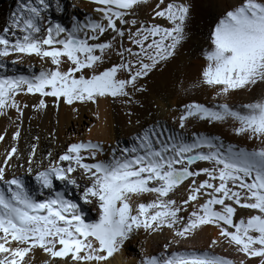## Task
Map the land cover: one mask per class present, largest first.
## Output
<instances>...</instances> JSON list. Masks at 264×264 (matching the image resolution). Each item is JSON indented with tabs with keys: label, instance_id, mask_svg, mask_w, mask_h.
<instances>
[{
	"label": "snow or ice",
	"instance_id": "6c2138e0",
	"mask_svg": "<svg viewBox=\"0 0 264 264\" xmlns=\"http://www.w3.org/2000/svg\"><path fill=\"white\" fill-rule=\"evenodd\" d=\"M90 2L98 17L81 22L74 16L69 27L49 15L52 0H19L0 30V117L16 114L13 143L0 156V264H32L37 251L47 255L45 264H111L141 232L171 238L140 264H264V0H234L209 26L193 87L218 102L183 103L173 110L179 111L177 128L157 119L108 154L102 142L78 139L60 154L40 157L36 136L25 156L19 148L25 109L63 104L79 112L91 105L99 120L102 102L139 105L147 81L189 38L191 0ZM146 7L148 20L140 16ZM56 11H64L59 0ZM26 59L42 67L7 74L9 64ZM258 89L259 98L232 102ZM197 122H230L236 136L257 146L189 134ZM6 136L7 130L0 142ZM20 168L34 177L37 190L16 174ZM70 190L78 199L69 198ZM89 205L98 219L88 220ZM209 226L215 237L197 249L192 242ZM217 247L238 259L218 254Z\"/></svg>",
	"mask_w": 264,
	"mask_h": 264
},
{
	"label": "bare ground",
	"instance_id": "6f19581e",
	"mask_svg": "<svg viewBox=\"0 0 264 264\" xmlns=\"http://www.w3.org/2000/svg\"><path fill=\"white\" fill-rule=\"evenodd\" d=\"M154 2L155 0H153V3ZM191 2L194 5V11L197 10L196 7L199 6L200 0H191ZM233 2L234 0H232L231 3ZM18 3L19 0H0V30L7 26L11 13L15 10ZM59 3L64 11L57 12V0H52V11L49 15L54 22H59L65 26H71L74 16L79 18L81 22L89 17H98V14L93 10L94 5L90 0H59ZM231 3L222 4L219 12L217 11L218 14ZM194 11L188 30V40L180 49L179 55L162 70L157 71L147 81L148 91L137 97L140 101L139 105L129 107L118 102H102L99 108V120L96 118L95 107L91 105L80 107L79 112H73L71 108L63 104L60 105L58 110L50 104L47 110L41 112L33 111L32 108L29 107L25 109L21 127V139L19 141L20 150L26 156L30 145L35 142L34 138L39 136L40 140L37 154L40 157L46 156L49 151L53 152L54 156L60 154L70 142L78 139H91L93 141L102 142L105 145L106 154H108L110 152V147L115 146L118 142L121 146L129 145L131 143V138L141 128L157 119L166 121L169 127L177 128L178 125L173 123V117L178 116L179 111H173L174 109L178 110L183 103L191 101L205 103L206 101L203 97L207 94V89L193 87L199 76V69L203 64L202 49L206 48L205 35L198 33L195 29ZM150 13L151 8L146 7L141 10L140 16L148 20L150 18ZM115 59L116 58L113 57V61H115ZM8 67L9 72L7 74L9 75L29 74L31 71L38 72L42 65L38 59H26L21 65L13 67V65L9 64ZM0 74L4 73L0 71ZM207 96L209 95L207 94ZM23 99L29 104L35 102L34 98L31 97H24ZM247 102H249V100ZM129 113H131V115H129ZM10 116L11 119L8 117H0V134H3L5 130H7L5 141L0 142V156H2L4 149L13 143L12 135L16 131L15 112L13 111L10 113ZM138 120L140 122L139 124L137 123ZM89 128L92 129L91 132L88 131ZM188 133L218 135L225 144H234L248 148L257 146L251 141L236 136L232 132L231 123L213 127L205 123L197 122L189 126ZM16 174L23 176L28 186L34 191L37 190L34 177L27 175L24 168L18 169ZM57 186L58 189H63V185L59 184V182H57ZM73 191L75 196L78 197L79 194L75 192V190H70L68 195L70 196V193ZM86 209L87 218L89 214L96 213L98 215L95 205L86 206ZM215 235L216 231L214 228L210 226L206 227L205 231L202 232L192 244L197 249H206L210 237H215ZM170 238L171 237L167 234L147 235L141 232L134 235L130 240L125 242L121 252L111 258V264H140L143 255L159 254V252L163 250V245ZM215 251L229 258L238 259L231 249L225 251L224 248L217 247ZM40 259L42 263L45 264L48 257L46 254L37 251L32 264H35L36 260L38 261Z\"/></svg>",
	"mask_w": 264,
	"mask_h": 264
},
{
	"label": "rangeland",
	"instance_id": "374dc122",
	"mask_svg": "<svg viewBox=\"0 0 264 264\" xmlns=\"http://www.w3.org/2000/svg\"><path fill=\"white\" fill-rule=\"evenodd\" d=\"M221 2H223V3H221ZM231 2H232V0H200L199 6L196 7L197 10L194 11L195 12L194 13V15H195V23H196L195 24V29H196V31L198 33H201V34L205 35V39H206V46L205 47H207V36H208L209 26L220 15V14H218V12H219V10L222 7L221 5L224 4V3H231ZM9 23H10V19L7 22V25ZM206 92L209 95V96H207V94H205L204 97H203L206 100L205 101L203 99L206 104L211 105L212 103L218 102V101H216V102L212 101L211 96L213 94L210 93L208 90H206ZM258 95L259 96L261 95V90H259V89L256 90V92H253V94L252 93H248L247 95L246 94H242L241 96L243 98L245 97L244 99L240 95L236 96V98L235 97L233 98L232 102L237 104V105L240 104V102L241 103H248L247 102L248 100H249V102H251L252 100L256 99V97ZM259 96L257 98H259ZM70 196H71L72 199H78V197L75 196L74 191L70 193ZM70 196H69V198H70ZM96 219H98V215L96 213L95 214H89V217H88L89 221H93V220H96ZM40 261H41V259L38 260V261L36 260L35 264H40V263L43 264L42 261L41 262Z\"/></svg>",
	"mask_w": 264,
	"mask_h": 264
}]
</instances>
